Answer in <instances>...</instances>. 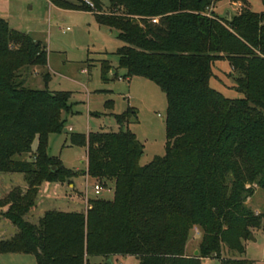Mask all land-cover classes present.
<instances>
[{
    "label": "trees",
    "instance_id": "1",
    "mask_svg": "<svg viewBox=\"0 0 264 264\" xmlns=\"http://www.w3.org/2000/svg\"><path fill=\"white\" fill-rule=\"evenodd\" d=\"M47 1L93 13L98 25L117 31L119 66L165 95V153L140 165L143 146L127 128V111L114 116L117 132L71 136L86 149V172L53 171L59 162L47 154V136L63 129L70 93L24 86L19 71L45 68L46 48L0 18V173L22 174L27 184L0 199V222L14 228L10 238L0 236V254H29L36 264H95L93 258L112 264L114 257L252 264L221 253L224 247L244 254V243L264 222L246 205L256 188L264 191V0L260 13L247 0H229L242 4L229 20L209 11L219 0H109L107 12L99 0ZM220 61L243 98L210 87ZM100 65L106 81L111 68ZM35 139L32 160H17L31 154ZM82 175L113 181L112 200L89 199L85 212L48 210L35 223L27 220L43 182ZM193 229L201 232L197 259L185 254Z\"/></svg>",
    "mask_w": 264,
    "mask_h": 264
},
{
    "label": "rangeland",
    "instance_id": "2",
    "mask_svg": "<svg viewBox=\"0 0 264 264\" xmlns=\"http://www.w3.org/2000/svg\"><path fill=\"white\" fill-rule=\"evenodd\" d=\"M64 1L77 5L83 0ZM99 2L102 11L107 12L109 0ZM247 2L253 12L263 11L260 0ZM241 7L239 2L231 4L229 0H219L209 11L224 17L227 12L231 16L235 15ZM0 18L6 20L10 28L27 34L46 48L48 63L45 68L29 67L19 71V80L24 81V86L30 90L70 93V107L62 114L63 129L47 136V154L59 162L52 167L58 170L62 166L76 173L86 172V149L73 145L71 136L117 132L119 126L114 116L127 111H130L127 128L143 146L144 153L140 165L144 166L154 157L164 155L165 95L149 80L141 77L129 78L119 66L115 53L123 43L117 39V31L98 25L93 13L63 10L47 0H0ZM104 61H107L111 68L106 74V81L102 79L100 65ZM113 71L115 75L112 74ZM212 71V89L228 99L243 98V95L234 89L233 76L227 62H215ZM46 73L50 76L47 84L43 80ZM36 148L35 139L31 154L15 158L30 161ZM73 179L75 178H66L64 182H59L56 178L51 182H43L37 189L35 209L27 214V220L37 222V213L43 210L83 212L82 200L71 206L64 204L63 199L68 196L66 194L70 191L69 186L74 185ZM95 185L102 186L98 195L94 194ZM78 187H81L84 196L91 200L110 201L113 198L114 182L111 180L98 181L82 175L78 179ZM14 188L25 191L27 184L24 175L0 173V199ZM246 205L256 214L264 215V191L256 188ZM12 230L14 231L12 226L4 221L0 222V236L10 238ZM200 241L201 232L193 229L187 242L189 258H199L198 255L194 256L193 252L197 251ZM244 246L245 253L242 255L228 252L223 247L221 258L244 259L252 264H264V222L261 229L253 231L252 239H248ZM91 260L92 263H99V258ZM203 262L199 260V264H221L216 259ZM0 264H36V261L29 254H0ZM112 264H138V261L131 257H114Z\"/></svg>",
    "mask_w": 264,
    "mask_h": 264
},
{
    "label": "crops",
    "instance_id": "3",
    "mask_svg": "<svg viewBox=\"0 0 264 264\" xmlns=\"http://www.w3.org/2000/svg\"><path fill=\"white\" fill-rule=\"evenodd\" d=\"M85 155H86V152H85ZM29 161V160H28ZM85 163H86V156H85ZM78 178H75L73 179V183L74 185H70L69 186V193L66 194L68 195L64 201V204L68 205V206H71V205H74L76 203H78L77 201L78 200H82L83 204H84V211H86V208L88 206V203L87 201L89 200L88 198H86V196H84V194L82 193V190H81V187H78ZM46 210H43V211H40L39 213H37V219L38 220L39 218L42 217L43 213L45 212ZM48 211V210H47ZM69 212H78V211H69ZM13 233V231H12ZM195 253V251L193 252ZM185 254L188 255V251H187V245H186V249H185ZM128 258V257H127ZM102 261V259L99 258V263ZM112 261H113V258H112ZM204 262L207 261V260H203ZM92 262V260H91ZM203 262V263H204Z\"/></svg>",
    "mask_w": 264,
    "mask_h": 264
},
{
    "label": "water",
    "instance_id": "4",
    "mask_svg": "<svg viewBox=\"0 0 264 264\" xmlns=\"http://www.w3.org/2000/svg\"><path fill=\"white\" fill-rule=\"evenodd\" d=\"M230 17H231V14L229 12H227L226 15H225V18L227 20H229ZM112 74H113V72H112ZM64 132H66V130H64ZM52 170L55 171V168L52 167ZM248 239H252V235H250ZM197 255H198V251H195L194 256H197ZM106 264H111V261H107Z\"/></svg>",
    "mask_w": 264,
    "mask_h": 264
},
{
    "label": "built area",
    "instance_id": "5",
    "mask_svg": "<svg viewBox=\"0 0 264 264\" xmlns=\"http://www.w3.org/2000/svg\"><path fill=\"white\" fill-rule=\"evenodd\" d=\"M86 4L89 5L90 7H92V5L89 2H86ZM118 79L121 80V78H118ZM100 190H101V186H98V185L94 186V194L95 195H98ZM86 210H87V208H86Z\"/></svg>",
    "mask_w": 264,
    "mask_h": 264
}]
</instances>
